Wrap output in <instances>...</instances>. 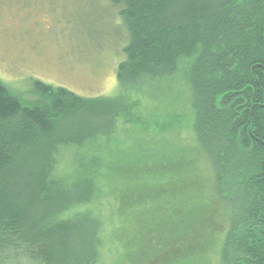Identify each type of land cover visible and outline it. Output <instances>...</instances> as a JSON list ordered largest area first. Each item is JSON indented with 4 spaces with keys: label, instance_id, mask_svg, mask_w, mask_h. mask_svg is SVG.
<instances>
[{
    "label": "trees",
    "instance_id": "trees-1",
    "mask_svg": "<svg viewBox=\"0 0 264 264\" xmlns=\"http://www.w3.org/2000/svg\"><path fill=\"white\" fill-rule=\"evenodd\" d=\"M110 2L127 37L116 96L0 80V264H97L108 198L121 264H264V0Z\"/></svg>",
    "mask_w": 264,
    "mask_h": 264
},
{
    "label": "rangeland",
    "instance_id": "rangeland-1",
    "mask_svg": "<svg viewBox=\"0 0 264 264\" xmlns=\"http://www.w3.org/2000/svg\"><path fill=\"white\" fill-rule=\"evenodd\" d=\"M118 10L110 0H0V80L16 91H26L32 80H38L83 98L116 96V72L127 44ZM118 122L119 135L124 138L123 131L128 132L129 125L124 124L123 115ZM136 135H130V141L139 138ZM180 144L196 156L195 168L201 179L197 189L208 191L209 166L197 158L187 131L182 133ZM66 153L59 156L60 177L72 172L75 164L74 157ZM108 199L92 207L104 225L97 264H121L124 246L116 226L118 214L114 201ZM216 206L220 212V205ZM212 224L215 231L220 230L219 219ZM218 243V236L213 237L208 251H216ZM151 262L152 258L144 264ZM210 264H217L216 256Z\"/></svg>",
    "mask_w": 264,
    "mask_h": 264
}]
</instances>
